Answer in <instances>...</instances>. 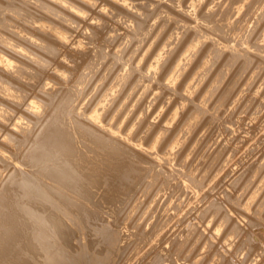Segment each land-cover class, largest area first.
<instances>
[{
    "label": "bare ground",
    "instance_id": "bare-ground-1",
    "mask_svg": "<svg viewBox=\"0 0 264 264\" xmlns=\"http://www.w3.org/2000/svg\"><path fill=\"white\" fill-rule=\"evenodd\" d=\"M36 1L39 3V5H37L38 9H37V7L34 8L35 4H34V6H33V4L31 6V3H30L31 1L29 2V0H0V97H1L0 99L4 100L3 103L8 102L9 104L11 103V104L15 105L17 107V108L15 107L16 109H20V110H17L19 112H24V113L27 112L26 116H28L27 117L28 120L25 118V120L27 121L26 124H23V125L18 124L17 125L16 124L17 122L15 121L16 116L14 118V115H12V114H14L13 111L15 110V108L11 109L12 111L9 109L11 112H13L12 114L10 112L9 113L5 112V111H8V108H9V107L7 108L8 105L6 107H4V108H7L5 110H2V108H0V166L2 168H6V170L9 171L8 174H5V175H8V176H6L8 178L7 179L4 178L5 180L0 182V264H105L107 261L114 262L117 264H128L132 260L134 255L139 251L140 247L142 248L144 246H147L146 244L150 243L152 241L153 237H155L156 235L158 236L162 233L161 228L163 227L162 223L161 224L158 223V225H155L157 227L153 228L151 231L147 232L145 230L144 225L141 224L140 220H143L142 217H143L144 213L147 214V212H148V214H149V212H151V211H149V210L147 211V209H149L148 208L149 205L148 204L146 205V203H144L143 199H141V200L143 201L144 205H140L141 200H140V202H138V200L141 198V196H140V198L138 197L140 195L139 193H138V196L136 195L137 191H139V192L141 191L142 198H143L142 191L144 193L145 192L148 193V191L151 190L148 193L149 194L148 197H150L152 190H154L152 193L156 194V193H158L159 190H162L164 188V186H166L167 184L170 185V183H174V185H175V182H172L173 174L170 173V172H173V170L171 171V168H170L172 165L169 166L170 171L166 170L164 167L165 170L162 173L161 167L156 168V167L160 166L159 161L157 163L159 166H156V167L153 166L152 161H151L152 163L149 162L150 160L148 161V159H150V157H151L150 154H152L153 155L152 158H154L153 150L158 151L161 148L167 151V152H165L163 150L164 153H168V154L172 153V150H174L179 144H181V143L185 144L184 142L187 141V139H188L187 136H186L187 139H185V141L184 140L181 141V139L183 137H185L184 136L185 132H186V134H190V133L192 134V132H195L194 131L195 127H197V126L199 127V125L204 124L205 120L203 123L201 122V124L198 125V123L201 121V119L206 118V117H208V118H206V119H208V121H207L208 126H209V124L211 125L215 121L216 122L219 121V119H220L219 118V111H220L219 108L222 107L221 105L227 104L228 101H226V100L228 98H230L229 99V102H230V100L235 98L236 95H241V94H237V93H239L237 91H239V89L240 90L242 89L241 85L243 83H241V85L238 89L237 86L240 84V83L238 84L239 78L235 74L237 72H235V73L233 72L234 69H236V68H233V70L229 69V72L231 71L230 73L234 74V75L232 74L234 76V78L235 77L238 78L237 83L236 82L234 83V85L238 84L236 86L237 90L233 89L234 91L237 92V93H235L236 95L234 93H231V90L229 88L231 86L230 82L233 83L232 80L234 81V79H232L233 77H231L232 80H227V78H226V80L229 81L230 85L229 84L227 85V82L225 84V81H224V84H225V86L227 85V88H229V90L224 91V90H226V87L224 90H222L221 87H223L224 85L220 87V91L222 90L225 93H223L221 91L222 94H220V95L221 96L223 95L221 98L219 97L220 95H218L219 98L218 97L217 98L220 100L218 101V99H217V104H216V99L214 100V98H213L212 101L215 103L214 106L212 105L213 107L210 106L211 100H210V105H208L207 103H208L209 99L212 98L213 93L217 91V88H219L218 87V86H220L219 84L222 83L221 82L222 77L220 78V76L224 73L223 71L226 69H224L222 67L224 70L220 71V69H219L220 67L216 66V68L219 69V70L217 69V71H220L221 73L214 76L216 78L212 79V80H210L211 79L210 78L211 76H210L209 77L210 82L206 80L207 83H210V85L208 84L209 87H207V85H205L206 83L203 84L204 87L208 88L207 90H205V93H204V87H203V89H201L202 87H200V89H199V88H197V86H199L198 84L200 83L201 77L206 76V74L210 70L215 68V67H213L211 69V66H209V65H211L210 64L211 59H215V58H212V55H215L214 53H216V52H219L220 54L222 52H224V54H226L225 51H228L229 54H231L230 59H232L233 62L235 60H238V59H241V60L243 59L244 65H243V63L241 64L239 62V60H238V62L235 61L236 63H239V65L240 64L243 65V67H241V68L238 65L239 66L238 71H240V72H238V74L243 72L240 69H242V68L246 69L247 66L251 67L250 64L253 63L252 61L255 62L258 55H260V57H262L261 56L262 53L264 55V0H224L223 2H221L222 1L221 0L220 1L221 3L217 2V4H215L217 7L216 9H212V7L209 6L215 0H213V1L212 0H207V1L205 0L206 3L204 2L205 4L203 5V7H202V3H195L194 0H185L186 2H189L190 7L193 8V11H194L193 14L196 15L195 20L193 19V17H190V15L187 12L188 10L184 9V6H186L187 9H188L187 6H189V5H186L188 3H184L185 5L183 6V2H185L184 0H166V1H169L168 5L164 0H113L114 2L112 3L113 6H111V10H108V11L104 10V11H106L105 13L106 14L108 13L109 15L113 16L114 19H116L117 21H121L122 23L119 22L121 24H124V22H125L127 24L129 23L132 26H134V27H132L131 25H129L128 30L125 29L127 31L126 33L124 32L125 35H120L121 36V39L119 37L120 44H118L120 49H118L117 51H112V50L108 51V49H110L109 46L112 45V44H110V45L108 44V43H110V40L116 39L119 36L120 32L118 33L117 27H116V29H112L110 31V33L108 32L109 35L107 33L109 38H108V40L105 39L107 42L106 43L104 42V44L103 43L97 44L96 43L97 41L94 40V38L96 36L93 33L88 36V34L86 35V33H85L86 31H83L86 28H84L83 30H81L79 28L81 26L78 23V18L80 16L82 17V15H85L89 12V11L87 12V9H85V5H87V6L91 5V4L94 5L93 4L94 0H81V3L78 2L77 0H36ZM36 1H34V2H36ZM82 1L86 2L87 4L83 3L84 4V6H83ZM163 1L166 3V5H165V3H163ZM195 1H197V0H195ZM169 3L170 4L173 3V6H172L173 9L168 7V6H170ZM120 6H122L123 8ZM190 7H189V9H191ZM175 8H179L180 9L179 12H181V13L178 12V9L175 10ZM259 11H260V13H259ZM257 15L259 16L258 18L257 17H254L256 19L252 18L253 16H257ZM249 18H251L252 20H255V21L258 20V21H256V23L258 22L259 25L262 24V25H260L261 27L258 26L259 27L258 34H256V37L254 36L253 41L251 39V38H253L252 34L251 35L248 34V36L249 35L250 36H249V38L246 39L247 40L246 41L245 40V38H246L245 34L246 33H243V31L245 30L244 29V23ZM90 21H91V19H90ZM198 21H200V24L202 22L203 26H201L202 24L201 25L200 24L199 25L194 24V23H197ZM262 21H263V23H262ZM74 24H75V26H74ZM103 24H104L103 21L100 20L95 25L90 24L91 27H89V28L94 30L95 28L97 29L99 26H101ZM193 24L195 25V27L192 26ZM87 25H89V24L87 23ZM169 25L171 27L166 28ZM250 25H252V24H250ZM107 26L105 25L104 28L103 27H100V28L106 29ZM124 26H127V25H124ZM254 26H252V27H254ZM172 27L175 30H172V31L170 30V34H168L169 40H165V41L160 40V41H164L162 43L158 41L160 44V45L158 44L159 47L156 49H153L151 51V56L150 55L149 56L153 57V59H155V61L153 60L154 62L152 61V63H151V61L149 60L151 58L147 57L148 60L150 61V63L148 64L144 60L146 62V65L148 64L147 67H149V65H150V67H149L150 73H148V74H151V71L152 72L155 71L154 75L157 74L160 76V77L155 76L157 78L159 77V79L156 80L160 84V86L157 85L159 87V88L157 87L158 89L161 90V88H162L165 90V88H166L168 91L167 86H169L170 83H174L172 85H175V82L179 81L178 82L179 84L177 83L175 88H172V91H170L171 89H169V91L171 92L169 94H172L173 96L174 95L180 96V99L179 98H175V99H178L177 101H179V100L181 101V103L176 102V104L177 103L182 104L181 107L184 105H187L186 103H190L189 108H191V110L189 111V109H188L189 112H188L187 117H186V115H184V117H186V120H184L185 121L184 124H183V119H181V116L178 117V119H177V121L182 120L181 125H183L179 134H174V135L172 134L171 135L172 137H170V138L168 137L164 141L166 135H169L172 133L170 131H169V133L167 132L168 134L166 133V129H168V128H166L167 126L163 124L165 119H161V118L165 117L163 115L167 114L166 112L162 115L163 117L160 118L161 123L163 124V126H161V123H160V126L163 127V129H161L160 131L158 130L159 132L158 131L153 132L152 129L154 127L151 129V132H150V128L152 125L149 127V126H147V124L144 126H147L149 128L143 129V125H142L143 122L139 123V122H137L138 121V119H137L136 123H139L140 126L142 125L141 128L143 129L144 132L141 131L142 129L140 128V126H139L138 130L141 129L140 132L143 133V136H140L141 133L140 132L138 133V131H135L136 129L132 128L131 125H130L131 126V128H130L128 126L129 123H128V125H126L127 128H130L129 130L126 128V126H124L125 124L123 122V119L125 118V116L123 118L122 114L125 110H128V107L134 101L135 102L137 101L136 99H137V97L139 98L140 92L141 91L144 92L143 89L141 91H138V89H139V87L141 88L142 84L140 85V83L143 82L146 79V76L148 75L147 74L148 68H146V66H144L146 69H143V67H142V65L145 63V62L143 63L144 54H143L142 58H140L141 56H139V55H138L139 59H137V57H136L137 48L139 50L140 47L142 49L145 46L150 47L151 46L150 44H148L150 46L147 45V41H148L149 37H151L152 35L156 36V34L158 32H161L163 29L164 30L166 29L165 31H167L168 29H170ZM247 27H248V24H247ZM247 27H245V28L247 29ZM252 27H251V29H252ZM74 30H76V32H77L76 37L79 40L86 38L88 41L89 49L85 50L81 46L77 47V49L82 53V55L85 54L84 56L88 57V58L85 57L86 60H84V61H86V62L83 63V65L81 66L82 69H80L77 74L75 73L76 74L75 76H73L75 71L72 73L73 74L72 75L68 71L69 69H67L66 67L64 68L62 66L60 67V65L58 66L60 68H58V67L56 68L53 65L52 67H54L53 68L54 71H53V73L50 74L49 69L52 68V67L50 68L51 64L53 63L52 58L55 55H57V53L58 54L60 53L59 52L60 49L63 47L64 44H66V40H68V38H70L72 36V34H74V33H72V32H75ZM247 30H249V29H247ZM102 31L103 30L101 29V31L98 30L97 32H98V34H99V32L101 34ZM155 31H157V32L155 33ZM189 31H191L192 39L190 38L191 40L189 39L188 42L186 40L187 44H185L183 47V45H181L182 40L178 39L180 37H178L177 34H185ZM254 31H257V30H254ZM251 32H252V30H251ZM167 33H169V30ZM218 33H222L224 36L225 35L228 36L231 34L230 40L231 39L234 40V38H233L234 36L238 37V39L240 40V43L236 42V43H238V44H236V46L237 45L243 46L244 40H245V43H248L250 48L241 49L242 47H240V46H239L240 48H234V46L232 47V46H230V44L228 45V43L230 41L229 42L227 41V44H225V46L222 45V43H220L218 41V43H220L221 45H217L216 44L217 42H215L217 40L214 41L212 39V37L217 36ZM104 34H105V32H104ZM121 34H123V32ZM164 35H165V33H164ZM223 35H222V37H223ZM253 35H255V34H253ZM100 36L102 37V35H100ZM161 37H160V39H162ZM184 37L185 36L183 35L182 38L184 39ZM104 38L105 37L103 36V39ZM215 38L216 37H214V39ZM225 38H227V37H225ZM99 39H101V38H99ZM211 39L213 40L212 42H211ZM207 40H210V41H208L209 43L207 42L208 43L207 49L209 48L208 46L210 45V42H211L210 46L213 48L205 59H203V57H202V61H199L197 59L198 63H196L197 61L194 62L198 65H196L194 67L193 66L194 63L192 64V67H194V69H193V71H191L192 72L191 73L189 70L190 68L186 70V67L188 66V61H191L192 58L197 54L196 53L197 49L200 47L201 43H203L204 41H207ZM219 40L222 41L223 39L220 38ZM124 41H126V42L130 41L131 43H133L134 47L128 48V46H126L127 47L126 48L124 45L126 43ZM153 41H154V39H153ZM223 41H224V43L226 42L225 40H223ZM235 41H232V45ZM178 42L181 43L180 45L183 48L179 49L178 50L179 52L177 54L176 53L175 54H176V56L179 54L180 57L178 56L179 59L178 58H177V60L175 59L176 61L175 62L173 61L174 62L172 64L173 66L171 68L170 67L168 68L167 62H170V64H171V61H169V59L174 54V52H177L176 48L178 46L181 47L178 44ZM115 44H116V42H115ZM155 44H156V40H155ZM183 44H184V41H183ZM133 45H131V46H133ZM234 45H235V43H234ZM205 46H206V44H205ZM219 46H223V47H219ZM135 47H137V48L132 50ZM152 47H154V45H152ZM203 47H204V45L202 46V48ZM130 48H132V49H130ZM252 48L256 50L255 54H254V52L252 53V51H254V50L250 51V49H252ZM77 49H75V50H77ZM145 49H146V47H145ZM201 50H203V49H200L198 51L200 52ZM206 51L207 50H204L203 52L206 53ZM2 52H4V53L7 52V53L4 54ZM142 52L140 51V52H138V54L142 55L141 54ZM3 54H4V56H3ZM200 54H201V52H200ZM229 54H228V57H229ZM252 55H254V56L252 57ZM201 56H206V55L204 54ZM215 56H217V55H215ZM255 56H256V58H254ZM56 57H58V56H56ZM198 57L200 58V55ZM198 57L196 56V58H198ZM226 57H224V58L227 60L228 57L227 58ZM262 58H264V57H262ZM221 59H223V58H221ZM224 60H223V62H224ZM54 61H56V60L54 59ZM232 61L230 62V65H231V63H233ZM217 62H220V60ZM140 63H143V64L140 65ZM258 63H260V62H258ZM105 64H106V67H105V69H102V70L105 72L106 71L109 72V74H111V77H112V75L113 76L115 75V76L113 77V81L111 84L112 78H110L108 75V77L111 80L109 79L110 82H109L108 87H107V85L104 86V89L106 87H107V89L101 93L100 92L101 88L103 87V85L106 82H108V80H105L108 77H107V75L104 76V77H106L104 79L106 82L103 81V79H102V81L105 82L103 85H101L102 87L99 84L102 81L101 80H100V82H97V81H98V77L101 75L99 73L100 68L103 65L105 66ZM165 64H166V66H165ZM212 64L214 65V63H212ZM227 64H229V62L228 63L226 62V65H224L225 68H226ZM255 64H257V63H255ZM234 65H231V66L234 67ZM127 66H129L128 69H127ZM164 66L167 67V70H164V69H166V68H164ZM244 66H246V67H244ZM252 66H253V64H252ZM255 66H259V65H255ZM261 66H262V64H261ZM119 67H121V68L119 69ZM73 68H72V70H74ZM247 69L249 70V68H247ZM258 69H262V68L260 67ZM113 70H114V74L111 73ZM214 70H216V69H214ZM251 70H253L252 67H251ZM251 70H250V73L247 72L248 75H251V72H252ZM185 71L186 72L188 71L187 74H185L186 73ZM217 71H215V72H217ZM105 72H103V73L105 74ZM107 72H106V74H107ZM189 72L192 74V76L190 74L188 75ZM253 72H254V70H253ZM257 72H258V70H257ZM98 73H99V75H98ZM227 73L228 72H226V74ZM104 74H102V75H104ZM133 74H135V75L137 74V75L134 76ZM212 74H214V73H212ZM226 74L222 75L223 78H224V75H226ZM229 74H227V77L229 76ZM25 75H28L27 76L28 78L25 77ZM49 75H50V77H54L56 84H60L62 86V91L59 88H55L54 90H51V89L46 90L45 89L44 80H45V77L49 76ZM152 75H150V76L148 75L147 77L150 78ZM184 75H185V77L187 75L191 76V77H188V79H186L187 77L185 78ZM263 75H264V72H263ZM263 75L261 74V77ZM131 76H134L132 78L138 77V79H137V82L135 81L136 83L132 82L133 84L128 85L127 82L129 80H131L130 79ZM240 76H242V75H240ZM244 76H242V79L244 78ZM247 76H245V77L248 78ZM20 77H22V78L24 77L29 82L30 81L35 82V81L39 80L40 86H38L39 88L36 87L39 90L36 92L34 91V93L33 92L31 93L30 91H32V90H28V88L24 84V82L27 80L22 82V80H20ZM182 77H184L183 80L186 79L184 82H183V80H180ZM229 77H228V79H229ZM257 77H259V80H261L259 75H257ZM255 79H256V85L259 84V83H257L258 79L256 77H255ZM263 79L264 78L262 77V80H261L262 82H263ZM154 80H155V78L153 80H151V82L153 83ZM259 80H258V82H259ZM93 81L96 83H93ZM145 81H144V85L147 86L148 83H147V81L146 82ZM166 81L170 82V83L167 84ZM180 81H182V83ZM242 81L245 83V80H242ZM239 82H240V79H239ZM25 83H27V82H25ZM152 83H149V84H152ZM154 83L156 85L157 82H154ZM247 83H248V79H247ZM94 84H95V87L97 86L98 90L101 87L100 91H99L101 94L100 95L94 94V96L92 98L91 93H93V91H95L97 89V88H94ZM155 85H154V87H156ZM127 86H128V88H127ZM129 86H130V88H129ZM194 86H196L195 89L196 88L199 89L200 93H202V95H204L203 97H201L202 96L201 94H200L201 96H198L197 94L199 93V91L197 90L198 93L196 94V96H198L199 98L197 97L196 99L199 100L201 98L202 99L201 101H196L194 98L195 92H196V91L194 92L192 90ZM233 86H232V88H233ZM243 86L244 85H242V87ZM262 86H264V82L262 83ZM154 87H153V89H154ZM117 88H121L119 90V92H118ZM244 88H248V87H243V89ZM260 88H261V82H260ZM122 89H124L123 91H125V92H123ZM148 89L147 90L145 89V90L149 91V93L152 92L151 90H148ZM158 89L155 88V90L157 92L156 95L159 93ZM243 89H242V92H243ZM253 89H254V87H253ZM255 89L257 90V87ZM102 90H103V88H102ZM202 90H203V92H201ZM213 90H215V91H213ZM137 91L139 92V94ZM220 91L218 93H220ZM247 91L249 92L248 89H247ZM97 92L98 91L96 90L95 93H97ZM153 92H154V90H153ZM244 92H246V89H244ZM255 92L257 94V91H255ZM262 92H263V90H262ZM144 93H142V94H144ZM147 93H145L144 95L146 96ZM162 93L160 94V96L162 95ZM193 93H194V96H193ZM240 93H241V91H240ZM250 93L252 94L251 91H250ZM89 94L91 95L92 99L87 100V102L86 101L85 102L88 103V101L89 102L91 101L92 104L88 103V104H86L85 108L81 107V104L84 105V103H85V102L83 103L82 101L84 99H86ZM164 94H167V93H164ZM169 94H168V96H170V98H168V99H172L173 96H171ZM231 94L235 95L234 97H232V99L230 97ZM136 95H137V97H136ZM144 95H142V96H144ZM252 95H250V96H252ZM261 95H264V92ZM152 96H154V94L153 95L151 94V96L149 94V99ZM246 96H248V95L246 94L245 97ZM238 97L235 98L236 100H232V101L238 102V99H240ZM245 97H244V100H245ZM249 97H247V99H249ZM32 98H36V99L32 100ZM146 98H148V97L146 96ZM146 98L143 99V97L140 96V99H139L140 103L141 102L144 103ZM154 98L155 99L159 98V96H157V97L154 96L153 99ZM163 98H165V97L163 96ZM88 99H90V98H88ZM141 99H142V101H141ZM159 99H157V100H159ZM34 100H36V102ZM146 100H148V99H146ZM163 100H165V99H163ZM241 100H239V101H241ZM251 100H252V98H251ZM0 101H2V100H0ZM166 101L170 102V100H167V95H166ZM166 101H165V103H166ZM245 101H247V100H245ZM169 102H168V104L167 103L166 104L171 105L172 101L170 102V104H169ZM225 102H227V103H225ZM244 102L243 103L240 102L241 105H239V103H238V105L242 106V104H244ZM251 102H250V104H251ZM3 103L1 102L0 105ZM8 103H5V104H8ZM140 103L138 104V102H137L138 105L144 106V104H147L146 102L144 104H140ZM149 103H151V101ZM152 103H154V101ZM157 103H158V101H157ZM157 103H154V104L157 105ZM191 103H192V106H191ZM246 103L247 102H245V104ZM5 104H3L2 107ZM137 104H136V106H137ZM158 104L159 105L164 104V101L161 102V104L160 103H158ZM133 105L134 104H132V106ZM151 105H153V104H151ZM159 105H157V106L160 107ZM230 105H231V103H230ZM100 106L103 108L101 109ZM136 106H134L133 108L131 107L130 109H134ZM147 106H148V104H147ZM157 106H156V108L155 107L154 108L151 107V108L154 111H156L155 109H159V108H157ZM247 106L250 108V106H252V105H247ZM255 106H256V104H255ZM162 107L164 108L163 105H162ZM248 107H247V109H248ZM138 108H140V107H138ZM141 108H142V106H141ZM141 108H140V110L139 109L138 110L141 111ZM163 108H162V110H163ZM179 108L180 107H178V108L176 107L174 112L172 110V113L169 110V112L171 113L169 116L170 119L173 120V119L177 118ZM226 108H227V106L225 107V110H226ZM160 109H161V107H160ZM236 109H235V111H236ZM80 110H82V111H80ZM132 111L133 110H131L129 112L132 113ZM139 111H137V112H139ZM147 111H148V109H147ZM179 111H180L179 115H181V113H182L181 108ZM186 111H185V113L187 114ZM230 111L232 112V110H230ZM250 111H251V109H250ZM141 112H143V110ZM148 112L150 114L153 113V112L151 113L150 110ZM158 112L159 111L157 110V114L160 115V113H158ZM245 112H247V111H245ZM133 113H136V112L133 111ZM144 113H141V115ZM228 113H229V111H228ZM252 113L254 114V112H252ZM127 114H128V112H127ZM150 114H149V117L151 116ZM155 114L152 116L155 117ZM182 114H184V112ZM230 114L231 113H229V115ZM16 115H17V113H16ZM144 115L148 116V113H147V115L146 114H144ZM226 115H225V117H226ZM127 116L128 115H126V117ZM139 116H140V114H139ZM139 116H138V118H141ZM152 116H151V118H153ZM234 116L236 117V114ZM134 117H136V116L134 115ZM10 118H13L11 122L8 121ZM155 118H153V120ZM131 119H134L133 116ZM144 119H146V117ZM149 119L150 118H147L146 120L150 121ZM222 119H223V117H222ZM135 120H136V118H135ZM146 120H145L144 124L146 123ZM153 120H152V122H153ZM156 120L157 119H155L154 121H156ZM141 121H143V120H141ZM8 122H10V123L7 124ZM131 122H133V120ZM173 122H175V121H173ZM222 122H223V120H222ZM18 123H19V121H18ZM136 123L134 122V124H136ZM155 123H158V122H155ZM167 123H169V122H167ZM175 123L178 126V124H177L178 122H175ZM148 124H149V122H148ZM165 124H166V122H165ZM170 124H172V123L170 122L169 125ZM219 124L221 125V123H219ZM181 125L179 124L180 127H181ZM204 125H206V123ZM213 125H216V124L214 123ZM12 126H15L17 129V131H16V129H14V127H13V130L16 131L14 135H13L14 132L11 131L12 129L10 130L9 128H7V127L12 128ZM135 126L137 127L138 124L133 125V127H135ZM178 127H174L175 131L177 133H178V130H177ZM180 127L178 129H180ZM203 127H201L202 130L205 128V127L204 128ZM213 127H215V126H213ZM213 127H211L209 129V133ZM217 127H219V126H217ZM219 128H221V127H219ZM8 129L10 131H7ZM169 129L171 130L170 126H169ZM198 129H200V127L195 129V130H198ZM214 129L216 130V128H214ZM214 129H212V130H214ZM222 129H220L221 130L220 133H222ZM207 130L205 128V130H203V131H204V134L206 132L207 133L206 135L208 136L209 134H208ZM215 130L213 132L214 134L217 131V130L216 131ZM165 133H166V135H165ZM173 133H175V132H173ZM198 133H199V131H198ZM213 133L211 132V134H213ZM181 134H183L182 138L180 136ZM211 134H210V136H211ZM196 135H200V134H196ZM202 135H203V132H202ZM202 135H200L201 139L204 138ZM188 136H189V140H190L191 139L190 135H188ZM212 136H214V135H212ZM212 136H211V138L208 137L209 140L212 139ZM230 136H231V138H233L232 135H230ZM194 137L195 136H193V138ZM200 138L199 139L197 138V139L200 140ZM208 138H204L202 143H205L204 140H206ZM218 139H219V137H218ZM227 139L230 140V138H227ZM227 139L224 142H227ZM219 140L223 141V139H221V138ZM219 140H217V142ZM198 143H199V141H198ZM198 143H195V144H198ZM202 143L200 145H202ZM208 143L210 144V142H208ZM11 144H13V146H11ZM186 144H188V142ZM214 144L218 145L217 143H214ZM222 144L223 143H221V145ZM185 145H183L181 147L182 148L184 147V149H185ZM192 145H191V147H192ZM200 145H199V147H200ZM215 145L213 148H215ZM224 145L225 144H223L222 147ZM240 145H241V141H240ZM207 146L208 145H206V147ZM199 147L197 145L198 149H199ZM204 147L205 146H203V148ZM210 147H211V145H210ZM218 147H219V145H218ZM222 147L220 146L221 149L220 148L219 149L221 151H222V149H224L226 152V148H229V145L226 148H222ZM197 148H195L196 149L195 151H197ZM203 148H201V149L203 150ZM201 149H200V152H201ZM217 149L215 148V151H214V149H213V151L211 149L210 150L213 153V152H216ZM177 150H179V148ZM185 150L187 151L189 149L186 148ZM190 150L193 151L194 150L193 147ZM143 151L149 153L150 157L146 158ZM179 151L181 152V149ZM186 151H185V153H186ZM195 151H193V152H195ZM187 152L190 153V151H187ZM210 152L208 149V154ZM218 152L219 151L217 150V153ZM175 153H174L175 156L178 155V153L177 154H175ZM182 153H183V151H182ZM188 153L183 154V155L188 156ZM205 153H207V152L205 151ZM223 153H224V151L222 152V154ZM194 154L196 156H198L197 155L198 153L197 154L194 153ZM194 154L193 155L191 154L193 156V158H194ZM183 155H181V156H183ZM159 156L161 157L162 155H159ZM164 156H166V155H164ZM168 156H170V154ZM168 156H167V158L165 157L167 160H168V158L170 159L172 157V156H170V157H168ZM178 156H180V155H178ZM199 156H200V154H199ZM208 156L209 155H207V156L205 155V158ZM201 157H202V155H201ZM203 157H204V152H203ZM221 157L223 158V155ZM221 157H219V158L221 159ZM155 158H156V156H155ZM157 158L159 159V157H157ZM165 158H163V159H165ZM178 158L180 159L181 157H178ZM185 158H184V160H185ZM189 158L190 157H188V159L186 158L185 161L183 159L180 160L183 162L179 164V165H181V167L178 166V168L180 167L181 169L184 168L186 170V171L184 170L185 171L184 173H182L181 172L182 170H180V173H182V174H180V177H183L186 179V181L189 183V184H187L186 187L189 189L192 186H194L197 189H199V187L203 188L201 186L204 185L203 178H205V177L202 176L198 180V176H197V179H195L196 177L194 178L191 176V175L194 176V174L192 173L191 169L189 168L190 167L189 164L186 163V161L188 162V160L190 163L191 158L190 159ZM197 158H200V157H197ZM205 158H204V160H205ZM219 158L217 155H216L215 159H212L209 156L208 161H211L210 159H212L213 161L209 162L208 164L206 163L207 165L206 164L202 165L204 162H200L198 159L200 164H198V166H197L195 163V167H198L200 169L202 167H199V166L204 167L206 165L207 169L204 167L205 168L204 170H207V171L204 172L203 174L205 176H209L210 175V174L208 175V173L210 171L209 169H211V168L214 169L213 167L218 166L220 164V162H222V161H223V163L228 161V160L226 161V160H222V159H221L222 161H219L220 160ZM173 159H174V157H173ZM194 159H193V161H195ZM224 159H225V157H224ZM157 160H156V162H157ZM200 160H201V158H200ZM176 161H174V162H176ZM145 162H148V163H145ZM156 162H154V165L156 164ZM164 162L161 161V163H164ZM184 162L186 165H188V167H186V165H184ZM144 163L146 165L147 164L150 165V163H151L152 165H150V166L148 165L146 167L144 165ZM169 163L170 162H167V165H169ZM172 164H175V163L172 162ZM192 165H194V164H192ZM220 166H222V165H220ZM220 166H219V169H221ZM176 167H177V165H176ZM224 167H225V165H224ZM2 168H1V170L3 172L4 170ZM154 168L160 169L161 170V171L159 170L160 173L158 171H157V173H155ZM173 168H174V165L172 166V169ZM174 169H177V168H174ZM212 169H211V172H212ZM217 170H218V168H217ZM259 171H260V169H259ZM217 172H216V174H217ZM4 173L5 172H3V174ZM213 173L211 176H213ZM256 173H254V174H256ZM177 174L179 175V173H177ZM0 175H2L1 172H0ZM196 175H198V174L196 173ZM201 175H202V173H201ZM201 175H199V176H201ZM211 176H210V178H212ZM215 176L217 177V175H215ZM215 176H213V177L215 178ZM2 177H3V175H2ZM176 177H177V175H176ZM188 177H190V179H188ZM1 178H0V180H1ZM210 178L207 177V179H209V180H210ZM179 180H180V178H179ZM210 181L212 183V180H210ZM253 181H255V180H253ZM213 182L215 183V179H213ZM195 183H197V184H195ZM254 183H253V186H254ZM177 184H178V182H177ZM181 184L183 185V182H181ZM181 184L179 186V188H180L179 192H182L181 191V187H182ZM168 185L166 186L167 189H168V187L170 189L171 188L170 186H174L173 184H171L170 186H168ZM206 185H208V182L206 183ZM211 185H213V183ZM208 186H210V183ZM205 187H207V186H205ZM205 187L203 188L204 190H205ZM248 187L249 186H247V188ZM255 187H252V188H255ZM257 188H259V186ZM174 189H176V188H174ZM211 189H212V187L209 190H211ZM254 190H256V189H253L252 191H254ZM259 190H260V188H259ZM162 191H164L163 193H165V189ZM166 192H167V190H166ZM226 192L228 193V191H226ZM254 192L252 194L253 197L255 194ZM173 193H171V194H173ZM187 193H189V192H187ZM243 193H244V191H243ZM249 193H248V195L247 194L246 195L250 196ZM159 194H160V191H159ZM168 194H169V190H168V193L166 195L168 196ZM198 194H199V192H198ZM198 194L195 197L197 202L200 199V198H198V200H197V196H199ZM166 195H162V196H166ZM252 195L250 196V198L252 197ZM256 195H257V191H256ZM155 196L152 197V200H154L153 198ZM160 196H158V197H160ZM177 196H179V195H177ZM189 196H190V193H189ZM191 196H193V194ZM204 196H202L201 199H203ZM144 197H145V194H144ZM174 197L173 198L171 197L173 199V203L175 202V199H176V198L174 199ZM242 197H244V196H242ZM256 197H258V196H256ZM261 197H263V196H261ZM150 198H149V200L151 201ZM162 198L165 199L164 197H162ZM191 198L193 199V197H191ZM191 198L189 199V201L192 200ZM159 199L161 200L160 202H163V199L158 198V200L155 199V200H157V203H158ZM240 199H241V197H240ZM248 199H249L248 197H247V199H245V201H243V199H241L244 202L243 204H245L247 206V207L245 206L246 209L244 208L245 209L244 211H246L247 213H249L251 215H252V213H253V215L255 213L257 218L255 217V215H254L255 218L252 217L253 215L251 217L249 215V217L251 218L250 220H252L253 222L255 221L254 225H253L254 227L258 226V225L262 226V223L264 224V212H263L264 208L262 206V208H263V210H262L260 205H262L264 203L262 201L263 199L261 200L262 204L260 203V205L259 204L255 205V207H252V206H254V204H256V203H253V201L255 199H252V198H251L252 200L251 199L248 200ZM259 199H261V198H259ZM259 199H256V202L257 201L260 202ZM182 200H184V198L181 199L180 201H182ZM230 200L227 199V201H230ZM235 200H236V198H235ZM246 200L248 201L247 204L252 201L250 203V205L248 204L249 207L246 204ZM189 201L187 202V200H186V204H189L190 203ZM196 201L194 202V205H195L194 208H196V206H197V204H195ZM151 202H149V204ZM208 202L210 204V200ZM164 203H166V201ZM173 203L171 202V204L169 205L170 208H171ZM191 203H193V202L191 201ZM231 203H233V202H231ZM159 204L161 206V203H159ZM180 204H181V202H179V205H177V206L175 205L176 207L174 205L173 206L175 208H179V206H181ZM186 204L183 205V208H185ZM163 205H162L161 209L165 210L166 205H165V208L163 207ZM208 205H206V208L207 207L208 208L207 209L205 208L206 209L205 211H204V209L201 210V215H199L201 221L198 218V220L200 221V224L198 225V227H200L204 231V232L202 231L203 234H205V230L202 228L203 226H201L202 225L201 223H203V218L204 217L206 218L207 214H210L211 213L210 211H213L212 210L213 208L220 209L219 207H221L219 205H218L219 207H215L214 204L211 205L210 207ZM240 205H241V203H240ZM150 206H152V205L150 204ZM158 206H156V208H159ZM189 206H190V204H189ZM204 207L205 206H203L202 208H204ZM153 208H154V206H153ZM153 208H152V210H153ZM190 208H192V206ZM222 208L223 207H221V209H220L221 211H223ZM237 208H239V207L237 206ZM150 209H151V207H150ZM161 209H160V211H161ZM168 209H167V211H168ZM180 209H181V207H180ZM217 209H215L217 214L211 213L213 217L215 216V220H216L217 216L220 217L219 215H222V212L220 213V210L217 211ZM164 210H162V214L167 215L168 212H167V214L163 213ZM238 210L241 211V209H238ZM155 211L157 213V210H155ZM169 211H170V209H169ZM227 211H229V210H227ZM244 211H242V212L246 213ZM172 212L174 213L173 210H172ZM175 213H177V212H175ZM180 213H181V211H180ZM180 213H177V214H180ZM182 213H181V215H183ZM237 213L238 212H236V214ZM162 214H161V217H162ZM184 215H185V212H184ZM241 215H243V214H241ZM246 215L248 216V214H245V216H244L245 218H246ZM147 216L143 217V218H145V220H146ZM152 216L153 215L151 214L150 217H152ZM157 216H160V215H157ZM171 216H172V214H171ZM171 216L169 214V216H167V217H170L173 220L174 216L173 217H171ZM176 216H178V215H176ZM212 216H211V219H214V218H212ZM182 217L180 219H182ZM223 217H224V215H223ZM227 217H229V216H227ZM227 217L225 216V219ZM249 217H247L246 219H248ZM155 218L153 217L152 219L150 218L149 221H146L147 222L146 225L150 224V221L154 220ZM234 218H235V216H234ZM220 219H221V217H220ZM228 219H227V221H228ZM167 221H169V220L167 219ZM227 221H225V223ZM142 222L144 224V220ZM161 222H162V220H161ZM164 222H166V220L165 221L163 220V224H164ZM213 222H215V221H213ZM130 223H132L133 227H132V225H131V227L134 229V231H132L129 235L126 234L124 237V235H123L124 233H122V231L120 229L126 224H128L130 226ZM168 223H166V224H168ZM166 224H165V226H167ZM223 224L224 223H221L220 226H218V227L216 226L218 228V231H219V227H222L221 228V231H222V229H223L222 225ZM240 224H241V222H240ZM242 224H241V226L238 225V223H237V225L233 224L231 227H228L229 225L226 224V225H224V229L226 228V231H225L226 233L229 232V230L231 228H232V230H234V231L230 230V233H228V234L233 233L232 235L228 236L226 234V236L233 238V240H235V241L238 240V239L236 240V238H239L237 236L241 235V238L239 240H240V246L243 248L244 246H248V244L250 246L251 243H248L247 242L248 238H246L247 236H249V232H246L247 234L242 235L243 231H245V229H246V228L244 229ZM153 225H154V223H153ZM250 226H251V224H250ZM104 227L105 228L106 227H117V229H118L117 235L115 234L114 236L110 237L111 240L112 239H117V240L114 241V244H111L115 248H113L108 253V255L106 254L107 247L105 245H102L105 238H106L107 232H103L101 234H98L101 231V229ZM124 227L126 228V226H124ZM208 227H209V225H208ZM132 228H131V230H132ZM146 228H148V227H146ZM212 228H213V225H212ZM212 228H211V230H212ZM162 229L165 230L164 228H162ZM250 229H252V228H250ZM196 231H197V225L194 227H189V229H188V235L189 236L188 237L179 238V240L176 239L175 243L178 242L177 245H174L175 244L174 243L173 245H170L168 248L163 247L164 249L162 248L159 257L157 259H154L153 261H151L150 264H235L236 261L234 262L233 258L229 257L230 256L229 253H228V258L226 256V253H224V252L220 253L219 251H217L220 254L216 253L215 250L217 248H219V247H217L216 249L214 248V247H216L215 242H214V241H216V239H212L213 238L212 236H205V235H207V233L204 235L206 237V239H203V237L200 235L195 237ZM208 232H210V231H208ZM222 232H224V230ZM82 233L86 234L90 237L93 236L94 237L92 239L93 243L100 245L101 248L97 251L96 250L91 251L89 254H87L86 256L81 258V260L80 259L73 260L72 258L69 257V253L71 251H73L76 246L81 247V245H78V244H80V235ZM219 234H220V232H219ZM219 234L215 235V236H218V238H219V236H221ZM130 235L136 236L135 240L133 242L132 241H129V242L125 241L126 237L130 236ZM211 235H213V234H211ZM245 235H247V236H245ZM226 236L224 235V238ZM224 238H222V240ZM249 238H251V237H249ZM250 240L251 239H249L248 241L252 242V240L251 241ZM228 241L229 240H227V242ZM235 241H234V243H235ZM246 243H247V245H246ZM143 244H145V245L143 246ZM188 244H190L192 247H196V248H200L203 245V246H205V248L210 249L207 251L208 253L213 250V249L211 250V248L213 247L215 249L214 251L217 255L215 256L214 255L215 253L211 254L212 252H210L212 257L214 255V258L208 259V256L207 257L205 256L207 254H205V255H203V259H201L200 257H202V256L199 257L198 256L199 254H197L196 257L199 259L197 261L193 262V260H191L190 257L183 254L184 253V246L188 245ZM220 244H222V243H220ZM223 244H224V242H223ZM231 246H232V243L229 247H231ZM237 246H239V245H237ZM225 248H228V247H225ZM220 249L221 248H219V250ZM222 249H223V247H222ZM237 249H239V248H237ZM206 250H202L203 254H204V251L206 252ZM239 250H236V248H235V251L237 252V254H239L238 253ZM220 251H222V250H220ZM197 252L200 253V251H197ZM202 252H201V254H202ZM228 252H230V251L228 250ZM250 252L252 253V251H250ZM259 252H258V254H259ZM248 253L249 252H247L246 254L244 253V254L248 255ZM240 254H243V252ZM249 255H251V254H249ZM113 257L115 258V260H113ZM204 257H206V258L204 259ZM242 257H244V256H242ZM245 257H248V256H245ZM235 259H237V258L235 257ZM250 259H252V258H250ZM181 260L182 261L184 260V261L182 262ZM255 261H256V259H255ZM257 261H259V259ZM187 262H189V263H187Z\"/></svg>",
    "mask_w": 264,
    "mask_h": 264
},
{
    "label": "rangeland",
    "instance_id": "rangeland-1",
    "mask_svg": "<svg viewBox=\"0 0 264 264\" xmlns=\"http://www.w3.org/2000/svg\"><path fill=\"white\" fill-rule=\"evenodd\" d=\"M31 1V2H30ZM33 1V2H32ZM34 1H36V0H29V2L31 3V6H32V4H33V6H34V4H35V6H34V8H36L37 7V9H38V6L37 5H39V3L36 1V2H34ZM78 2H80L81 3V0H77ZM166 3H167V5H168V2L169 1H166V0H164ZM163 1V3H165ZM185 1V0H184ZM207 1V0H206ZM206 1L205 0H197V1H195L194 0V2L195 3H202V7H203V5L206 3ZM213 1V0H212ZM221 0H215V1H213L212 2V4H210L209 6L210 7H212V9H216L217 7H216V5L215 4H217V2H219V3H221V2H223L224 0H222L221 2H220ZM114 1L113 0H94V5H85V9H87V14H85V15H82V17L80 16L79 18H78V23L80 24V26L82 27H79L81 30H83L84 28H86V29H84L83 31H86L85 33H86V35L88 34V36L90 35V34H94L93 36L95 37L94 38V40H96L95 42L98 44V43H100V44H104V42L106 43L107 41L105 40V39H107L108 40V35H109V33H110V31L112 30V29H116V27L118 28L117 30H118V33H119V36L116 38V39H113V40H110V43H108L109 45L110 44H112V45H108L109 46V48L110 49H108V51L109 50H112V51H117L118 49H120L119 48V46H118V44H120V40H119V37H120V39H121V36L120 35H125V33L127 32L126 30H128V27H129V25H131V24H127V23H125L124 22V24H121L122 22L121 21H117L116 19H114V17L113 16H111V15H109L108 13L106 14L105 12L106 11H108V10H111V6H113V3ZM205 2V3H204ZM87 4L86 2H83L82 1V5L84 6V4ZM166 3H165V5H166ZM171 3V2H170ZM169 3V4H170ZM184 3H188V4H186V5H189V2H183V6L185 5ZM87 6V7H86ZM172 6H173V3L172 4H170V6H168L169 8H172ZM120 7H122V6H120ZM188 7V9L186 8V6H184V9L185 10H188L187 12H188V14L190 15V17H193V19L195 20V18H196V15L195 14H193L194 13V11H193V8L192 7H190V5L189 6H187ZM189 7L191 8V9H189ZM123 8V7H122ZM102 9V10H101ZM165 9V8H164ZM173 9V8H172ZM178 9V12H179V8H175V10H177ZM182 9V8H181ZM104 10H106V11H104ZM191 10V11H190ZM91 12V13H90ZM179 13H181V12H179ZM259 13H260V11H259ZM98 14V15H97ZM102 14V15H101ZM85 17V18H84ZM89 17V18H88ZM102 17V18H101ZM238 17V16H237ZM254 17H259L258 15L257 16H253L252 18L253 19H256V18H254ZM97 18V19H96ZM81 19V20H80ZM90 19H91V21H90ZM103 21V25H101V26H99L97 29L95 28L94 30H92V29H90L89 27H91L90 26V24L91 25H95L97 22H99V21ZM250 20V21H249ZM80 21V22H79ZM84 21V22H83ZM107 21V22H106ZM256 21H258V20H256ZM256 21L255 20H252L251 18H249L245 23H244V31H243V33H246L245 35H246V38H245V40L247 39V38H249V36L252 34V36H253V38H251L252 39V41H253V39H254V36L256 37V34H258V30H259V27H261L260 25H262V24H260L259 25V23L257 22L256 23ZM86 22V23H85ZM92 22V23H91ZM95 22V23H94ZM119 22H121V23H119ZM248 22V23H247ZM251 22V23H250ZM253 22V23H252ZM87 23L89 24V25H87ZM198 23V24H197ZM197 23H194L195 25H199L200 24V21H198ZM262 23H263V21H262ZM133 24V23H132ZM192 25L193 27H195V25ZM202 24V25H201ZM201 26H203V23L201 22ZM247 24H248V27H247ZM250 24H252V25H250ZM257 24V25H256ZM105 25L107 26L106 27V29H103L104 27H105ZM110 25V26H109ZM124 25H127V26H124ZM246 25V26H245ZM250 25V26H249ZM255 25V26H254ZM74 26H75V24H74ZM88 26V27H87ZM119 26V27H118ZM132 26V25H131ZM252 26H254V27H252ZM259 26V27H258ZM100 27H103V28H100ZM132 27H134V26H132ZM168 27H171L170 25L169 26H167L166 28H168ZM245 27H247V29H249V30H247ZM251 27H252V29H251ZM173 28V27H172ZM172 28H170V29H168L169 30V33H167L168 32V30L167 31H165L164 29L161 31V32H158L157 34H156V36L155 35H152L151 37H149L148 38V41H147V45L148 44H150V45H148V46H150V47H147V46H145L146 47V49H145V47L142 49L141 47L139 48V50H138V48L137 47H135V48H130V49H132V50H134V49H136L137 48V53H136V57H137V59H139V57H138V55L139 56H141L140 58H142L143 57V54H144V59H143V63L146 61L148 64L150 63V61H151V63H152V61L154 60L155 61V59H153V57H150L151 56V51L153 50V49H156V48H158L159 47V42H164L165 40H169V35L168 34H170V30L172 31V30H175L174 28L172 29ZM101 29L103 30L102 32H101V34H100V32H99V34H98V30L99 31H101ZM126 29V30H125ZM257 30V31H254V30ZM106 30V31H105ZM123 30V31H122ZM247 30V31H246ZM251 30H252V32H251ZM75 32H72V33H74V34H72V36L70 37V38H68V40H66V44H64L63 45V47L60 49V53L58 54L57 53V55H55L52 59H53V63L51 64V66H50V68L54 65L56 68L60 65V67L62 66V67H66L67 69H69L68 71L70 72V74H72L74 71V75L73 76H75L77 73H78V71L80 70V69H82V65H83V63H85L86 61H84V60H86V58H88L87 56H84L85 54H83L82 55V53L77 49V47H79V46H81V47H83L85 50H87V49H89V44H88V41H87V39L86 38H84V39H81V40H79L77 37H76V30H74ZM104 32H105V34H104ZM109 32V33H108ZM123 32V34H121ZM125 32V33H124ZM157 31H155V33H156ZM255 32V33H254ZM107 33H108V35H107ZM164 33H165V35H164ZM221 34V35H220ZM248 34H250L249 36H248ZM253 34H255V35H253ZM263 34V33H262ZM100 35H102V37L100 36ZM107 35V36H106ZM168 35V36H167ZM178 35V37H180V38H178L179 40H182V44L180 43V42H178V44L180 45H183V47H184V45L185 44H187V42L189 41V39L191 38L192 39V36H191V31H189V32H187V33H185V34H177ZM180 35V36H179ZM187 36L186 38L184 37V39L182 38V36ZM222 33H218L217 34V36H214V37H216L215 39H214V37H212V39L215 41V40H217V41H215V42H217L216 44L217 45H221L220 43H222V45H224L225 46V44H227V41L229 42L228 43V45L230 44V46H234V48H240V47H242L241 49H246V48H250V46H249V44L248 43H245V40H244V44H243V46L242 45H237L236 46V44H238V43H240V40L238 39V37H236V36H232L233 38H234V40H230V36H231V34L230 35H228V36H224L223 35V37H222ZM74 36V37H73ZM103 36L105 37L104 39H103ZM154 36V37H153ZM162 36V37H161ZM167 36V37H166ZM248 36V37H247ZM157 37V38H156ZM160 37L162 38V39H160ZM164 37V38H163ZM166 37V38H165ZM220 39H223V40H225L226 42L224 43V41L222 40V41H220L218 38ZM225 37H227V38H225ZM229 37V38H228ZM98 38V39H97ZM99 38H101V39H99ZM154 39V41H153V39ZM159 38V39H158ZM182 38V39H181ZM190 39V40H191ZM211 39V42L213 41ZM228 39V40H227ZM237 39V40H236ZM100 40V41H99ZM116 40V41H115ZM155 40H156V44H155ZM160 40H164V41H160ZM186 40H187V42H186ZM236 40V41H235ZM239 40V41H238ZM102 41V42H101ZM112 41V42H111ZM114 41V42H113ZM122 41V40H121ZM159 41V42H158ZM183 41H184V44H183ZM208 41H210V40H207V41H204L203 43H201V45H200V47L197 49V54L192 58V60L191 61H188V66L186 67V70L187 69H189L190 70V72L191 71H193V69H194V67L196 66V65H198V64H196V63H198V61H197V59L199 60V61H202V57H203V59H205L206 57H207V55L210 53V51L212 50V48L213 47H211L210 45H211V42H210V45L208 46L209 48L207 49V45H208ZM218 41L220 42V43H218ZM232 41H235L234 43H235V45H234V43H233V45H232ZM247 41V40H246ZM115 42H116V44H115ZM126 44H124L125 45V47L126 46H128V48L129 47H134V45H133V43H131L130 41H128V42H126V41H124ZM152 44H151V43ZM206 42V43H205ZM208 42V43H207ZM236 42H238V43H236ZM159 44V45H158ZM177 44V45H178ZM205 44H206V46H205ZM131 45H133V46H131ZM152 45H154V47H152ZM180 45V46H181ZM204 45V47L202 48V46ZM247 45V46H246ZM236 46V47H235ZM240 46V47H239ZM115 47V48H114ZM177 47V46H176ZM182 46L181 47H177L176 48V50H177V52H174V54L176 53H178L179 51V49H181V48H183ZM219 47H223V46H219ZM218 47V48H219ZM127 48V47H126ZM75 49H77V50H75ZM115 49V50H114ZM145 49V50H144ZM150 49V50H149ZM200 49H203V50H201L200 52H201V54H200V52L198 51V50H200ZM175 50V51H176ZM204 50H207L206 51V53L205 52H203ZM251 50H254V51H252V53L254 52V54L256 53V50L255 49H250V51ZM77 51V52H76ZM142 52L141 54L142 55H140V54H138V52ZM79 52V53H78ZM150 52V53H149ZM228 51H225V53L226 54H224V52H222L221 54L219 53V52H216V53H214L215 55H217V56H215V55H212V58H215V59H211V65H209V66H211V69L213 68V67H215L214 69H216V70H214V69H212V70H210L212 73H214V74H212L210 71L206 74V76H204V77H201V79H200V83L198 84L199 86H197V88H199L200 89V87H202L201 89H203V87H204V83H206L205 85H207V87H209V85H210V83H207V81H209L210 82V80H212V79H215L216 77H214V76H216V75H218L219 73H221L220 71L221 70H224V69H226V70H224L223 72V74H226V72H228L227 74H229L230 72H229V69L230 70H233V68H236V69H234V73L235 72H237V73H235L236 74V76L240 79V82H239V79L237 78V77H235L234 78V74L232 75L231 73L229 74V79H228V77H227V74L226 75H224V78H223V74L220 76V78L222 77V83H220L219 85L220 86H218L219 88H217V91L216 92H214L213 93V96H212V98L211 99H209V101H208V105H210V100H211V107H213L214 105H215V103L212 101L213 100V98H214V100L216 99V104H217V99L220 97H222L220 94H222L221 93V91L222 90H224L225 89V87H226V90H224V91H227V90H229V88H230V90H231V93H237V92H239V93H237V94H241V95H236V97H238V98H240V99H238V102L237 101H232V100H236L235 98H233L232 99V97H234L235 95L233 94H231L230 95V97H231V99L232 100H230V102H229V99L230 98H228L226 101H228V103L227 102H225V103H227V104H224V105H221L222 107H220L219 108V121H215L214 123L216 124V125H213L214 123H212L211 125L209 124V126H208V119H206V118H208V117H206V118H203V119H201V121L198 123V125L199 124H201V122L203 123L204 122V120H205V122H204V124L206 123V125H204V124H201V125H199V127H200V129H198V130H195V129H197V128H199L197 125V127H195V129H194V131L195 132H192V134L190 133V134H186V132L184 133V136L185 137H183V134H181L180 136H181V141H185V139H187V137H188V139H187V141H185L184 143L186 144L187 142H188V144H179L174 150H172V153H169L170 154V156H172L170 159L168 158V160L166 159L167 158V156L169 155L168 153H164V151L165 152H167L166 150H164V149H160V150H158V151H154L153 150V152H154V158H152L153 157V155L152 154H150L151 155V157H150V155H149V153H147V152H145V151H143L144 152V154H145V157L146 158H149L150 157V159H148V161L149 162H153V166L154 167H156V166H159V167H156V168H160L161 167V170L160 169H156V168H154L155 169V173H157V171L160 173V171L163 173L164 172V170L166 169V170H169L170 171V169H169V166H173L174 165V168H177V169H172V166L170 167L171 168V171L173 170V172H170V173H172L173 174V180H172V182H175V185H174V183H170V185L171 184H173L174 186H170V185H168V186H170L171 188V190L169 189V187H168V189H167V185L166 186H164V188L162 189V190H164L165 189V193H163L164 191H162V190H159L160 191V194H159V191H158V193H152L154 190H152V192H151V194H150V197H148V193L151 191H148V193L147 192H143L142 191V193H143V198H142V194H141V191L139 192V191H137V196H138V193L140 194L138 197L140 198V196H141V198L138 200V202H140V200L141 199H143V201H144V203H146V205L148 204L149 206H150V204L152 205V206H150L151 207V209H150V207L148 206V208L149 209H147V211L149 210V211H151V212H149V214H148V212H147V214L146 213H144V215H143V217H146L147 215L149 216H147V219L145 220V218H143L142 217V219L144 220V224H143V220H140L141 221V224L142 225H144V228H145V230L148 232V231H151L153 228H155V227H157V226H155V225H158V223L159 224H161L162 223V228H164L165 230H163L162 228H161V234L160 235H156L155 237H153L152 238V241L150 242V243H148V244H146L147 246H144L145 244H143V246L144 247H140V249H139V251L134 255V257L132 258V260L128 263V264H150V262L151 261H153L154 259H157L158 257H159V255H160V252H161V250H162V248L164 247H166V248H168L170 245H173L174 243H175V240L177 239V240H179V238H185V237H188L189 235H188V229H189V227H194V226H196L197 225V231H196V233H195V237H197V236H202L203 237V239H206V237L205 236H212L211 238L212 239H216V241H214L215 242V245H216V247H214L215 249L217 248V247H219V248H221L220 250H222V251H220L219 250V248H217L216 250L212 247L211 248V250L212 251H210V252H212L211 254H213V253H215V251H216V253L217 254H220L221 252H224V253H226V256H227V258H228V253H229V257L231 258H233V261L235 262V264H264V224L262 223V226L261 225H258V226H253L254 225V222L252 221V220H250L251 218V216L253 215V213H252V215L251 214H249V213H247L246 211H244L246 208H245V204H243L244 202L243 201H245V199H247V197L249 198V199H255L254 201H253V203H256V204H254V206H252V207H255V205H260V203H261V200L264 202V95H261V94H263V92H264V86H262V83L264 82V79H263V82L261 81L262 80V77L264 78V75H263V72H264V58H262V57H264V55H263V53L261 54V56L262 57H260V55H258L257 56V58H256V56L254 57V58H256V60H255V62L254 61H252L251 63L253 64V66H252V64H250L251 65V67H252V69L254 70V72H253V70H251V67H248L247 66V68H249V70L246 68V69H244V68H242V69H240L241 71H243V72H241V73H239L238 74V72H240V71H238V69H239V66H240V68L241 67H243V65H244V63H243V59L241 60V59H238L239 60V62L242 64L243 63V65H239V63H236V62H238V60H235L234 62L232 61V59H230L231 57V54H229V52L227 53ZM2 53H4V52H2ZM5 53H7V52H5ZM4 53V54H5ZM219 53V54H218ZM4 54H3V56H4ZM172 55L171 56V58L169 59V61H171V64H170V62H167L168 64H167V67L169 68H171L173 65V63L177 60V58L179 59V57H180V55L178 54L177 56H176V54L175 55ZM206 55V56H201V55ZM224 54V55H223ZM228 54H229V57H228ZM148 55V56H147ZM150 55V56H149ZM200 55V58L198 57ZM219 55V56H218ZM56 56H58V57H56ZM179 56V57H178ZM196 56L198 57V58H196ZM221 56V57H220ZM228 58H227V57ZM251 56V55H250ZM254 55H252V57H253ZM86 57V58H85ZM151 58V59H149L148 60V58ZM176 57V58H175ZM224 57H226L227 58V60L224 58ZM221 58H223V59H221ZM260 58V59H259ZM263 60H262V59ZM54 59L56 60V61H54ZM172 59V60H171ZM174 59V60H173ZM176 59V60H175ZM225 59V60H224ZM229 59V60H228ZM145 60V61H144ZM219 61L220 60V62H217V61ZM223 60H224V62H223ZM254 60V59H253ZM258 60V61H257ZM153 61V62H154ZM174 61V62H173ZM197 61V62H196ZM233 62V63H231V65H234V67L233 66H231L230 65V62ZM257 61V62H256ZM263 61V62H262ZM55 62V63H54ZM146 62L143 64V63H140V65L141 64H143L142 65V67H143V69H146V68H148L147 70V74L148 73H150L149 72V67H150V65H149V67H147L148 66V64L146 65ZM194 62H196V63H194ZM226 62L228 63L229 62V64H227V66H226V68L224 67V65H226ZM258 62H260L261 64H262V66H261V64L260 63H258ZM59 63V64H58ZM62 63V64H61ZM195 65H194V64ZM212 63H214V65L212 64ZM255 63H257V64H255ZM77 64V65H76ZM192 64H193V66L194 67H192ZM169 65V66H168ZM213 65V66H212ZM239 65V66H238ZM255 65H259V66H255ZM144 66H146V68L144 67ZM165 66H166V64H165ZM164 66V68H166V69H164V70H167V67H165ZM191 66V67H190ZM216 66H219L220 68V71H217V69L218 68H216ZM229 66V67H228ZM237 66V67H236ZM60 67H58V68H60ZM74 67V68H73ZM84 67V66H83ZM105 67H106V64H105V66L103 65V66H101V68H100V71H99V73L101 74L99 77H98V81L97 82H100V80L102 81V79H103V81H105V80H108V82H100L99 84H100V86L101 85H103L104 83V85H103V90H102V88H101V91H100V88H99V90H98V88H97V86L95 87V84H94V88H97L96 90L98 91L97 93H95V91H93V93H91V95H92V98H93V96H94V94H101L102 92H104V90H106L107 89V87H108V85H109V79L110 78H112V80H111V84H112V81H113V77L115 76H113L112 75V77H111V74H109V72H107V74H106V72L105 71H103L102 69H105ZM141 67V66H140ZM224 69H223V68ZM231 67V68H230ZM244 67H246V66H244ZM262 68V69H258V68ZM53 68L54 67H52L51 69H49L50 71V74L51 73H53ZM72 68L74 69V70H72ZM76 68V69H75ZM79 68V69H78ZM121 67H119V69H120ZM129 68V66H127V69ZM228 68V69H227ZM257 68V69H256ZM218 69V70H219ZM72 70V71H71ZM237 70V71H236ZM250 70L252 71L251 72V75H248L247 74V72L248 73H250ZM257 70H258V72L260 73H258L257 72ZM263 70V71H262ZM52 71V72H51ZM215 71H217V72H215ZM256 71V72H255ZM102 72V73H101ZM103 72H105V74L103 73ZM162 72V71H161ZM186 72V71H185ZM188 72V71H187ZM187 72L185 73V74H187ZM188 73V75L190 74L191 76H192V72L191 73ZM246 72V73H245ZM262 72V73H261ZM76 73V74H75ZM99 73H98V75H99ZM112 74H114V70L111 72ZM245 75V76H247L248 78H246L243 74ZM102 74H104V75H102ZM146 74V75H147ZM153 74V75H152ZM155 74V71H151V74H148L149 76L150 75H152L150 78H148L147 76H146V81H147V83H148V85L147 86H145L144 85V81L143 82H141L140 83V85L142 84V86H141V88L139 87V89H138V91H141L142 89H143V91L145 92L151 85V87L148 89V90H151L152 92H153V90H154V92L152 93V92H150L149 93V91H146L145 93H147L146 94V96L148 97V98H146V96L144 95L145 93L144 92H142V93H144V94H142L141 92H140V96L141 97H143V99L144 98H146V99H148V100H146L145 99V101H144V103L146 102L147 104H148V106H147V104H144L143 102H141L140 103V101H139V99H140V96L138 95L139 94V92H138V96H139V98L137 97V95H136V97H137V101L135 102H133L132 104H134L133 106H132V104L128 107V110H125L124 112H123V118H124V116H125V118L123 119V122H124V126H126V125H128V123H129V127L131 128V126H132V128H135L134 130L135 131H138V133L140 132V130L142 129L141 127H142V125H143V129L145 128H149L151 125V128H150V132H151V129H152V131L153 132H156V131H160L161 129H163V127H161V126H163V124L164 125H166L165 127L166 128H168L169 129V126H170V128H171V130L169 129H166V133L168 132L169 133V131L170 132H172L171 134H169V135H166V133H165V135H166V137H165V139H164V141L169 137H172L171 135L173 134H179V132L181 131V128H182V126L183 125H181V123H182V120L180 121V120H178L177 121V119H178V117H180L181 116V119H183V124H184V120H186V117H187V115H188V112L191 110V108H189L190 106V103H186L187 105H184V106H182L181 107V105L182 104H180L181 103V101L179 100V101H177L178 99H175V98H179L180 99V96L179 95H172V94H169V93H171L170 91H172V88H175V86H176V84L179 82H175V85H172V84H174V83H170V82H167L166 81V83L167 84H169V86H167L168 87V91H167V89L165 88V90L164 89H162L161 87V90L160 89H158L159 87L157 86V85H159L160 86V84H159V82L158 81H156V80H158L159 79V75H154ZM211 74V75H210ZM253 74V75H252ZM259 75L260 76V79L261 80H259V77H257V75ZM261 74L263 75L262 77H261ZM105 75H107V77H108V75H109V77L107 78V79H105L106 77H104ZM134 76H136L135 74H133ZM186 76L185 77V75H184V77L186 78V79H188V77H191V76ZM208 75V76H207ZM239 75V76H238ZM240 75H242V76H244V78L242 79V76H240ZM28 75H25V77H27ZM134 76H131V80H129L128 82H127V84L128 85H130V84H133V83H136L137 82V79H138V77H135V78H132V77H134ZM155 76H159L158 78L157 77H155ZM183 76V75H182ZM211 76V77H210ZM226 76V77H225ZM103 77V78H102ZM153 77V78H152ZM184 77H182L180 80H183V78ZM206 77V78H205ZM208 77V78H207ZM211 79H210V78ZM213 77V78H212ZM231 77H233L232 79H234V81L231 79ZM241 77V78H240ZM255 77L259 80V82H258V80H257V83H259V84H257L256 85V79H255ZM22 77H20V80H22V82L23 81H25V80H27V79H25L24 77L21 79ZM28 78V77H27ZM148 78V79H147ZM152 78V79H151ZM155 78V80L153 81V83L151 82V80H153ZM157 78V79H156ZM205 78V79H204ZM226 78H227V80H232V82L233 83H231L230 82V84H231V86L229 87V88H227V85L229 84V81H227L226 80ZM105 79V80H104ZM150 79V80H149ZM186 79H184L183 80V82L186 80ZM210 79V80H209ZM237 79H238V84H235L234 85V83L236 82L237 83ZM247 79H248V83H247ZM255 79V80H254ZM115 80V79H114ZM150 82H149V81ZM202 80V81H201ZM207 80V81H206ZM242 80H245V83L242 81ZM136 81V82H135ZM145 81V82H146ZM198 81V80H197ZM205 81V82H204ZM224 81H225V84H226V82H227V85L225 86V84H224ZM252 81V82H251ZM255 81V82H254ZM25 82H27V83H25ZM24 82V84L26 85V87L28 88V90H32V91H30L31 93L33 92L34 93V91L36 92V91H38L39 89H37V88H39L38 86H40L39 84V80L38 81H35V82H29L28 80L27 81H25ZM131 82V83H130ZM133 82V83H132ZM154 82H157L156 83V85H155V83ZM181 83H182V81H180ZM260 82H261V88H260ZM31 83V84H30ZM35 83V84H34ZM44 87H45V89L47 90V89H51V90H54L55 88H59L61 91H62V86L60 85V84H56V81H55V79H54V77H50V75L49 76H46L45 77V80H44ZM93 83H96V82H94L93 81ZM146 83V84H147ZM149 83H152V84H149ZM241 83H243L242 85H244L243 87H248V88H244V89H246V92H244V89H243V87H242V85H241ZM250 83V84H249ZM255 83V84H254ZM98 84V83H97ZM96 84V85H97ZM166 84V85H167ZM179 84V83H178ZM209 84V85H208ZM229 84V85H230ZM36 85V86H35ZM107 85V87L104 89V86H106ZM150 85V86H149ZM154 85L156 86V87H154ZM224 85V86H223ZM235 87H234V86ZM238 85V86H237ZM240 85H241V88L243 89V92H242V89L240 90L239 89V87H240ZM248 85V86H247ZM254 85V86H253ZM32 86V87H31ZM172 86V87H171ZM174 86V87H173ZM221 86H223V87H221ZM232 86H233V88H232ZM236 86H237V88L239 89V91H234V90H237V88H236ZM250 86V87H249ZM37 87V88H36ZM126 87V86H125ZM143 87V88H142ZM148 87V88H147ZM153 87H154V89H153ZM158 87V88H157ZM195 87L196 86H194L193 87V91L195 92V100L196 101H201L202 99L200 98L199 100H197L196 98L198 97V96H201L202 95V93H200V90L199 89H195ZM220 87H221V91H220ZM253 87H254V89H253ZM257 87V90L255 89ZM32 88V89H31ZM35 88V89H34ZM127 88H128V86H127ZM126 88V89H127ZM129 88H130V86H129ZM155 88L156 89H158L159 90V93L156 95V90H155ZM206 87H204V93H205V90H207L208 88H206ZM121 88H117V90H118V92H119V90H120ZM146 89V90H145ZM153 89V90H152ZM169 89H171L170 91H169ZM216 89V88H215ZM234 89V90H233ZM247 89L249 90V92L247 91ZM260 89V90H259ZM124 89H122V91H123ZM157 90V91H158ZM197 90L199 91V93L197 92ZM253 90V91H252ZM260 92H259V91ZM262 90H263V92H262ZM101 93H100V92ZM163 93H162V92ZM166 91V92H165ZM213 91H215V90H213ZM220 91V93H218ZM240 91H241V93H240ZM250 91L252 92V94L250 93ZM255 91H257V94H256V92ZM123 92H125V91H123ZM136 92V93H137ZM162 93V95L164 94V93H167V94H164L163 96L165 97V98H163V96L161 97L160 96V94ZM201 92H203V90L201 91ZM223 92V91H222ZM259 92V93H258ZM262 92V93H261ZM198 93V94H197ZM218 93V94H217ZM223 93H225V92H223ZM248 95V96H246L245 97V95L246 94ZM119 94V93H118ZM144 95V96H142V95ZM149 94H150V96H151V94L153 95L154 94V96L155 97H157V96H159V98H154L153 99V97L154 96H152L150 99H149ZM168 94L169 95H171V96H173V100L172 99H168V98H170V96H168ZM196 94L198 95V96H196ZM201 94V95H200ZM255 94V95H254ZM91 95L89 94L88 96H87V98L86 99H84L82 102L84 103L85 101L87 102V100H91L92 98H91ZM166 95H167V100H170V102H171V105H167L168 104V102L166 101ZM217 95V96H216ZM218 95H220L219 97H218ZM245 97V100H247V101H245L244 100V97ZM250 95H252V96H250ZM179 96V97H178ZM193 96H194V93H193ZM204 95H202L201 97H203ZM216 96V97H215ZM241 96V97H240ZM250 96V97H249ZM218 97V98H217ZM247 97H249V99H247ZM255 97V98H254ZM1 98V97H0ZM88 98H90V99H88ZM165 99V100H163V99ZM199 98V97H198ZM251 98H252V100H251ZM33 99H36V98H32V100ZM157 99H159V100H157ZM242 99V100H241ZM254 99V100H253ZM0 100H2V101H0V103L2 102H4V100L3 99H0ZM164 101V104H161V102H163ZM220 99H218V101H219ZM239 100H241V101H239ZM252 102H251V101ZM35 102H36V100H34ZM33 101V102H34ZM141 101H142V99H141ZM151 101V103H149ZM154 101V103H157V101H158V103H160L161 105H159L158 103H157V105H159L160 107H161V109H160V107H158L156 104H154V103H152ZM156 101V102H155ZM160 101V102H159ZM165 101H166V103H165ZM232 101V102H231ZM247 102L246 104H245V102ZM258 101V102H257ZM262 103H261V102ZM26 102V101H25ZM84 103V105H82L81 104V107H86V104H92V102L90 101H88V103ZM137 102H138V104L140 103V104H144V106L143 105H138L137 104ZM170 102H169V104H170ZM176 102H180V103H177L176 104ZM213 102V103H212ZM240 102H244V104H242V106H239V105H241V103ZM249 102V103H248ZM250 102H251V104H250ZM5 103H8V102H5ZM5 103H3V104H5ZM183 103V102H182ZM230 103H231V105H230ZM236 103V104H235ZM238 103H239V105H238ZM3 104H1L0 105V108H2V110H5V109H7L8 107V111H5V112H7V113H13L14 112V114H12V115H14V118H15V116H16V124L18 125H23V124H26V120H25V118L28 120V116H26V114H27V112H19V111H17V110H20V109H16L17 107L15 106V105H13V104H5L3 107H2V105ZM136 104H137V106H136ZM151 104H153V105H151ZM167 106H166V105ZM174 104V105H173ZM176 104V105H175ZM180 104V105H179ZM255 104H256V106H255ZM8 105V106H7ZM102 105V104H101ZM157 106V108H159V109H155L156 111H154L152 108H156V106ZM162 105L164 106V108L162 107ZM179 105V106H178ZM213 105V106H212ZM227 106V108H226V110H225V107ZM229 105V106H228ZM247 105H252V106H250V108L247 106ZM263 105V106H262ZM7 106V108H4V107H6ZM12 108H11V107ZM103 106V105H102ZM134 106H136L134 109H130L131 107L133 108ZM141 106H142V108H141ZM150 106V107H149ZM171 106V107H170ZM191 106H192V103H191ZM16 107V108H15ZM138 107H140L141 108V111L143 110V112H141V111H139L140 110V108H138ZM145 107V108H144ZM148 107V108H147ZM152 107V108H151ZM168 107V108H167ZM175 107V108H174ZM176 107L178 108V107H180L181 108V112L183 113L184 112V114H182L181 113V115H179L180 114V108L178 109V116H177V118L176 119H170L169 118V116H170V114L172 113V110H173V112L175 111V109H176ZM187 107V108H186ZM243 109H242V108ZM247 107H248V109H247ZM254 107V108H253ZM13 108H15V110L17 111H13V112H11L12 110L11 109H13ZM100 108L102 109L103 107H101L100 106ZM148 109V111L150 110V112L152 113H156L157 114V110L159 111L158 113H160V115L159 114H155V117L154 116H152V115H154L153 113L152 114H150L148 111H147V109ZM150 108V109H149ZM162 108H163V110H162ZM170 108V109H169ZM173 108V109H172ZM238 110H237V109ZM253 108V109H252ZM256 108V109H255ZM11 111H10V110ZM130 109V110H129ZM139 109V110H138ZM145 109V110H144ZM166 109V110H165ZM187 111H186V110ZM188 109H189V111H188ZM224 109V110H223ZM229 109V110H228ZM235 109H236V111H235ZM250 109H251V111L252 112H254V114L250 111ZM131 110H133L134 112H136V113H133V111H132V113H130L129 111H131ZM169 110H170V112H169ZM187 112V114L185 113V111ZM222 110V111H221ZM230 110H232V112L230 111ZM259 110V111H258ZM80 111H82V110H80ZM137 111H139V112H137ZM161 111V112H160ZM227 111V112H226ZM228 111H229V113H231L230 115H229V113H228ZM245 111H247V112H245ZM17 113V115H16V113ZM127 112H128V114H127ZM145 112V113H144ZM167 113V114H165V115H163L164 113ZM169 112V113H168ZM236 112V113H235ZM244 112V113H243ZM140 114V116H139V114ZM141 113H144V114H146L147 115V113H148V116H145L144 114H142L141 115ZM162 113V114H161ZM238 113V114H237ZM248 113V114H247ZM10 114V115H11ZM125 114V115H124ZM133 116V118L134 119H131L132 118V116ZM149 114L153 117V118H155V119H157L156 121H154L153 120V118H151V116L149 117ZM221 114V115H220ZM228 116H227V115ZM236 114V117L234 116ZM246 114V115H245ZM126 115H128L127 117H126ZM134 115L136 116V117H134ZM139 117H141V118H138V116ZM165 116V117H163V116ZM168 115V116H167ZM184 115H186V117H184ZM225 115H226V117H225ZM254 115V116H253ZM131 118H130V117ZM167 116V117H166ZM183 116V117H182ZM206 116V115H205ZM204 116V117H205ZM231 116V117H230ZM241 116V117H240ZM146 117V119L147 118H150L149 120L150 121H148V120H146V119H144V118ZM161 117H163V118H161ZM222 117H223V119H222ZM243 117V118H242ZM129 118V119H128ZM135 118H136V120H135ZM167 119L166 121L164 120V122H163V124L161 123V119ZM228 118V119H227ZM239 118V119H238ZM12 119L13 118H10L8 121H12ZM129 121H128V120ZM137 119H138V121H137ZM143 120V121H141V120ZM153 120V122H152V120ZM180 119V118H179ZM223 120V122H222V120ZM125 120V121H124ZM133 120V122H131ZM145 120H146V123L144 124V122H145ZM18 121H19V123H18ZM136 121L137 122H143L142 123V125L140 126L139 125V123H136ZM163 121V120H162ZM173 121H175V122H178L177 124H178V126H179V124L181 125V127H180V129H178L179 127L176 125V123L175 122H173ZM221 121V122H220ZM228 121V122H227ZM10 122H8L7 124H9ZM134 122L136 123V124H134ZM148 122H149V124H148ZM152 122V123H151ZM155 122H158V123H155ZM165 122H166V124H165ZM167 122H171L172 124H170L169 125V123H167ZM226 122V123H225ZM127 123V124H126ZM160 123H161V126H160ZM219 123H221V125L218 124ZM138 124V126L136 127H133V125H137ZM147 124V126H149V127H147V126H144V125H146ZM155 124V125H154ZM168 124V125H167ZM131 125V126H130ZM173 125V126H172ZM215 126V127H213V126ZM139 126H140V130H138L139 129ZM206 128V130L208 131V136L206 135L207 133L205 132V134H204V131L203 130H205V128ZM217 126H219V127H221V128H219V127H217ZM230 126V127H229ZM13 127H14V129H16V127L15 126H12V128H10V127H7V128H9L11 131H13L12 133H13V135L15 134V132L17 131V129H16V131L15 130H13ZM174 127H178L177 128V130H178V133L175 131V128ZM201 127H203L204 129L202 130V128ZM211 127H213L212 129H214V128H216V132H215V134L213 133L214 132V130H210V133H209V129L211 128ZM126 128H127V126H126ZM130 128H127L128 130L130 129ZM219 128V129H218ZM223 128V129H222ZM236 128V129H235ZM7 130V131H10V130ZM143 129L141 130L142 132H144L143 131ZM220 129H222V133H220L221 132V130ZM225 129V130H224ZM155 130V131H154ZM225 132H224V131ZM228 132H227V131ZM233 130V131H232ZM134 131V132H135ZM158 131V132H159ZM198 131H199V133H198ZM203 132V135H202V132ZM219 131V132H218ZM230 131V132H229ZM232 131V132H231ZM238 131V132H237ZM247 131V132H246ZM157 132V133H158ZM173 132H175V133H173ZM201 132V133H200ZM211 132L213 133V134H211ZM224 132V133H223ZM141 133V132H140ZM167 133V134H168ZM195 133V134H194ZM229 133V134H228ZM246 133V134H245ZM135 134V133H134ZM145 134V133H144ZM196 134H200V135H202L204 138H211V136L212 135H214V136H212V139H210L209 140V138L208 139H206V140H204V142L206 143H202V141H203V139H201L200 137V135H196ZM210 134H211V136H210ZM218 134V135H217ZM235 134V135H234ZM188 135H190V140H189V136ZM195 136L194 138H193V136ZM224 135V136H223ZM230 135H232V137L233 138H231V136ZM245 135V136H244ZM140 136H143V133H141V135ZM187 136V137H186ZM229 136V137H228ZM139 137V136H138ZM217 137V138H216ZM218 137H219V139L221 138V139H223V141H220L219 139H218ZM230 138V140L229 139H227V138ZM193 138V139H192ZM200 138V140H198V139ZM214 139V140H213ZM216 139V140H215ZM226 139H227V142H224V141H226ZM233 139V140H232ZM189 140V141H188ZM193 140V141H192ZM209 140V141H208ZM217 140H219L218 142H217ZM236 140V141H235ZM192 143H191V142ZM197 141V142H196ZM198 141H199V143H198ZM231 141V142H230ZM233 141V142H232ZM238 141V142H237ZM240 141H241V145H240ZM198 143V144H195V143ZM208 142H210V144L208 143ZM202 143V145L203 146H205L204 148H203V146L202 145H200ZM208 143V144H207ZM214 143H217L218 145H219V147H218V145H215ZM220 143V144H219ZM221 143H223V144H225L223 147H222V145H221ZM229 145V148H226L228 145ZM194 146H193V145ZM183 145H185V149L187 148V149H189V150H187V151H190V153L193 155L194 153H198L197 155L198 156H196L195 154H194V158H193V156L190 154V153H188L185 149H184V147L182 148L181 146H183ZM191 145H192V147H193V151H195L196 149L195 148H197V145H198V147H199V145H200V147H199V149L197 148V151H195V152H193V151H191L190 149H192V147H191ZM206 145H208L207 147H206ZM210 145H211V147L213 148L214 147V145H215V148L219 151L218 153H217V150H216V152H213L212 153V151H213V149H214V151H215V148H211L210 147ZM239 145V146H238ZM11 146H13V144H11ZM196 146V147H195ZM220 146L222 147V148H226V152H225V150L224 149H222V151L220 150L221 148H220ZM181 147V148H180ZM179 148V150L181 149V152L179 151V150H177ZM201 148H203V150L201 149ZM220 148V149H219ZM200 149H201V152H200ZM208 149H209V152L211 153H209L208 154ZM211 149V150H210ZM164 150V151H163ZM176 153H175V152ZM182 151H183V153H182ZM185 151H186V153H188V156H184L183 154H186L185 153ZM205 151L207 152V153H205ZM224 151V153L222 154V152ZM231 151V152H230ZM142 152V153H143ZM159 154H158V153ZM175 154H177L178 153V155H180V156H178V155H174V153ZM203 152H204V157H203ZM217 153V154H216ZM220 153V154H219ZM226 153V154H225ZM147 154V155H146ZM168 154V155H167ZM174 156H173V155ZM199 154H200V156H199ZM214 154V155H213ZM218 156V158L219 157H221L222 155H223V158L221 157V159L222 160H228L227 162H225V163H223V161L220 159L219 161H222V162H220V164L218 165V166H215V167H213L214 169H212V172H211V169H209L210 171H209V173H208V175L209 176H205L203 173L204 172H206L207 170H204L205 168H206V165L209 163V162H211V161H213L212 159H215V157H216V155ZM219 154V155H218ZM159 155H162L161 157L159 156ZM164 155H166V156H164ZM181 155H183V156H181ZM201 155H202V157H201ZM205 155L207 156V155H209L210 156V158H212V159H210L211 161H208V159H209V156L208 157H206L205 158ZM148 156V157H147ZM155 156H156V158L157 157H159V159L157 160L156 158H155ZM170 156H168V157H170ZM227 156V157H226ZM166 157V158H165ZM173 157H174V159H173ZM176 157V158H175ZM178 157H181L180 159L178 158ZM187 158L188 159V157H190L189 159H190V163H189V160H188V162L186 161V163L187 164H189V168L191 169V171H192V173L194 174V176L193 175H191L192 177H196L195 179H197V176H198V180L200 179V177H205V178H203V182H204V185L203 186H201V187H205V186H207V187H205V190L203 189V188H200L199 187V189H197V188H195L194 186H192V187H190V189L189 188H187L186 186H187V184H189L187 181H186V179L185 178H183V177H180V174H182V173H184L186 170L184 169V168H180L181 167V165H179L180 163H182L183 161H180L181 159H183L184 160V158ZM197 157H200L201 158V160H200V158H197ZM224 157H225V159H224ZM229 157V158H228ZM161 158V159H160ZM163 158H165V159H163ZM186 158H185V160H186ZM203 158V159H202ZM204 158H205V160H204ZM227 158V159H226ZM179 159V160H178ZM193 159L196 161H193ZM198 159H199V161L200 162H204L202 165H204V164H206L204 167L203 166H199V167H202V168H198V167H195V163H196V165L198 166V164H200V162L198 161ZM147 160V159H146ZM155 160V161H154ZM156 160H157V162H156ZM177 160V161H176ZM184 160V161H185ZM158 161H159V165L157 164L158 163ZM161 161H165L164 163L166 164H164V163H161ZM173 163H175V164H172V162ZM174 161H176V162H174ZM151 162V163H152ZM154 162H156V164L154 165ZM167 162H170L169 163V165H167ZM192 162V163H191ZM145 163H148V162H145ZM144 163V165L147 167L149 164H145ZM150 163V165H152ZM222 163V164H221ZM164 164V165H163ZM191 164V165H190ZM192 164H194V165H192ZM225 165V167H224V165ZM149 165V166H150ZM162 165V166H161ZM176 165H177V167H176ZM184 165H186L185 164V162H184ZM220 165H222V166H220ZM152 166V167H153ZM178 166H180L179 168H178ZM194 166V167H193ZM219 166H220V168L221 169H219ZM263 166V167H262ZM163 167V168H162ZM164 167H165V169H164ZM186 167H188V165H186ZM1 166H0V170H1ZM217 168H218V170H217ZM263 168V169H262ZM4 171L3 172H5L4 174H3V172H2V170L0 171L1 173H2V175H3V177H2V175H0V178H1V180H0V182L1 181H4L5 179L4 178H8V177H6V176H8V175H5V174H8L9 173V171L8 170H6V168H2ZM207 169V168H206ZM259 169H260V171H259ZM6 170V171H5ZM160 170V171H159ZM175 170V171H174ZM180 170H182L181 172L182 173H180ZM185 170V171H184ZM195 170V171H194ZM197 170V171H196ZM201 170V171H200ZM203 170V171H202ZM219 173H218V172ZM215 174H214V173ZM216 172H217V174H216ZM257 172V173H256ZM177 173H179V175L177 174ZM196 173L198 174V175H196ZM200 173V174H199ZM201 173H202V175H201ZM212 173H213V176H215V175H217V177L215 176V178L213 177V176H211L212 175ZM254 173H256V174H254ZM260 173V174H259ZM175 174V175H174ZM252 174V175H251ZM254 174V175H253ZM5 175V176H4ZM176 175H177V177H176ZM199 175H201V176H199ZM219 175V176H218ZM210 176L212 177V178H210ZM253 176V177H252ZM175 177V178H174ZM207 177L208 178H210V180H212V183H213V185H211L212 183H211V181L209 180V179H207ZM240 177V178H239ZM179 178H180V180H179ZM239 178V179H238ZM243 178V179H242ZM251 178V179H250ZM151 179V178H150ZM149 179V180H150ZM175 179V180H174ZM188 179H190V177H188ZM206 179V180H205ZM213 179H215V183L213 182ZM247 179V180H246ZM251 181H250V180ZM260 179V180H259ZM205 180V181H204ZM217 180V181H216ZM253 180H255V181H253ZM263 180V181H262ZM246 181V182H245ZM250 181V182H249ZM257 181V182H256ZM262 181V182H261ZM177 182H178V184H177ZM181 182H183V185L181 184ZM208 182V185H209V183H210V186L212 187V189L211 190H209L211 187L210 186H208V185H206V183ZM249 182V183H248ZM255 182V183H254ZM259 182V183H258ZM185 183V184H184ZM243 183V184H242ZM253 183H254V186H253ZM262 183V184H261ZM180 184L182 185V187H181V191L183 192H179L180 191V188H179V186H180ZM195 184H197V183H195ZM215 184V185H214ZM261 184V185H260ZM177 185V186H176ZM249 186L248 188H247V186ZM214 186V187H213ZM256 186V187H255ZM259 186V188H260V190H259V188H257ZM166 187V188H165ZM210 187V188H209ZM252 187H255V188H252ZM174 188H176V189H174ZM184 188V189H183ZM195 188V189H194ZM252 188V189H251ZM227 189V190H226ZM246 189V190H245ZM253 189H256V190H254V191H252ZM166 190H167V192H166ZM168 190H169V194H168V196L166 195L167 193H168ZM194 190V191H193ZM197 190V191H196ZM249 190V191H248ZM174 193H173V192ZM193 191V192H192ZM196 191V192H195ZM203 191V192H202ZM226 191H228V193L226 192ZM243 191H244V193H243ZM252 191V192H251ZM256 191H257V195H256ZM156 192V191H155ZM173 193V194H171V193ZM187 192H189L190 193V196H189V193H187ZM198 192H199V194H198ZM202 192V193H201ZM249 193V195L251 196L252 194H253V192L255 193L254 194V197H253V195H252V197L250 198V196H247L248 195V193ZM163 193V194H162ZM179 193V194H178ZM195 193V194H194ZM199 195V196H197V200H198V198H200L199 200H198V202L196 201V199H195V197H196V195L197 194ZM227 193V194H226ZM243 193V194H242ZM144 194H145V197H144ZM157 196H155V195ZM166 195V196H162V195ZM179 195V196H177V195ZM181 194V195H180ZM193 194V196H191ZM201 194V195H200ZM232 194V195H231ZM247 194V195H246ZM260 194V195H259ZM263 194V195H262ZM147 195V196H146ZM155 196L153 199L154 200H152V197L153 196ZM161 195V196H160ZM205 195V196H204ZM136 196V197H137ZM158 196H160V197H158ZM170 196V197H169ZM175 196V197H174ZM177 196V197H176ZM185 196V197H184ZM187 196V197H186ZM202 196H204V198L203 199H201V197ZM237 196V197H236ZM242 196H244V197H242ZM247 196V197H246ZM256 196H258V197H256ZM260 196V197H259ZM261 196H263V197H261ZM135 197V198H136ZM148 197V198H147ZM162 197H164L165 199H163ZM174 197V199H175V204L173 203V199L172 198ZM191 197H193V199L191 198ZM240 197H241V199H243V201L240 199ZM246 197V198H245ZM256 197V198H255ZM149 198L151 199V201L149 200ZM158 198H161V199H163V202H160L161 200L159 199V201H158V203H157V200H158ZM184 198V200H182V201H180L181 199H183ZM192 199V200H190L189 201V199ZM235 198H236V200H235ZM259 198H261V199H259ZM155 199H157V200H155ZM195 199V200H194ZM227 199L228 200H230V201H227ZM248 199V200H249ZM251 199V200H252ZM256 199H259L260 200V202H256ZM148 200V201H147ZM170 200V201H169ZM186 200H187V202L189 201L190 203V206H189V204H186ZM201 200V201H200ZM210 200V204L211 205H215V207H219V206H221V207H223L222 209H223V211H221L220 209H221V207H219L220 209H217V208H213L212 210L214 211H210L211 213H216V211H215V209H217V211L218 210H220V213L222 212V215H219L220 217H221V219H220V217H216V220H215V216L213 217L212 216V214L210 213V214H207V216H206V218L204 217L203 218V223H201L202 225L201 226H203L202 228L205 230V234L207 233V235H205V234H203L202 233V229L200 228V227H198V225L200 224V221H201V219H200V216L199 215H201V210L202 209H204V211L208 208H206V205H208L209 204V201ZM241 200V201H240ZM250 200V201H251ZM143 201L141 200V204L140 205H144V203H143ZM154 201V202H153ZM166 201V203H164ZM191 201L193 202V203H191ZM196 201V203L195 204H197V206H196V208H194V202ZM213 201V202H212ZM240 201V202H239ZM137 202V203H138ZM149 202H151L150 204H149ZM169 202V203H168ZM171 202L173 203L172 204V206H171V208H170V204H171ZM179 202H181V206H179V208H175L177 205H179ZM231 202H233V203H231ZM239 202V203H238ZM247 200H246V204H247ZM252 202V201H251ZM251 202H249L248 204L250 205V203ZM143 203V204H142ZM159 203H161V206H160V204ZM237 203V204H236ZM240 203H241V205H240ZM252 203V204H253ZM164 204V205H163ZM186 204V206H185V208H183V205H185ZM208 205L209 207L211 206V205ZM239 204V205H238ZM247 204V205H248ZM262 204V203H261ZM159 205V206H158ZM162 205H163V207L165 208V205H166V208H165V210L164 209H161V207H162ZM175 207H174V206ZM219 205V206H218ZM249 205H248V207H249ZM153 206H154V208H153ZM156 206H158L159 208H156ZM192 206V208H190ZM203 206H205L204 208H202ZM237 206L239 207V208H237ZM243 206V207H242ZM261 206V209L263 210V208H264V203L262 204V205H260ZM262 206H263V208H262ZM180 207H181V209H180ZM247 207V206H246ZM152 208H153V210H152ZM170 209V211H169V209ZM206 208V209H205ZM235 208V209H234ZM245 208V209H244ZM160 209H161V211H160ZM167 209H168V211H167ZM234 209V210H233ZM238 209H241V211L240 210H238ZM155 210H157V213H156V211ZM159 210V211H158ZM162 210H164L163 211V213H166L167 214V212H168V214L167 215H165V214H162ZM172 210L174 211V213L172 212ZM179 212H178V211ZM227 210H229V211H227ZM180 211H181V213L183 214V215H181V213H180ZM242 211H244V212H246V213H243ZM170 212V213H169ZM172 212V213H171ZM175 212H177V213H180V214H177V213H175ZM184 212H185V215H184ZM187 212V213H186ZM225 212V213H224ZM236 212H238L237 214H236ZM263 212H264V210H263ZM135 213V212H134ZM133 213V214H134ZM153 215L152 217H150L151 216V214ZM159 213V214H158ZM219 213V214H220ZM240 213V214H239ZM132 214V215H133ZM160 215V216H157V215ZM161 214H162V217H161ZM169 214H170V216H171V214H172V216L171 217H173L174 216V219L172 220V218H170V217H167V216H169ZM217 214V213H216ZM230 214V215H229ZM236 214V215H235ZM241 214H243V215H241ZM245 214H248V216L246 215V218L247 217H249V215H250V217L248 218V219H246L244 216H245ZM176 215H178V216H176ZM212 216V218H214V219H211V216ZM223 215H224V217H223ZM254 215H255V213H254ZM254 215L252 216L253 218H255L256 217V215H255V217H254ZM165 216V217H164ZM176 216V217H175ZM180 216V217H179ZM183 216V217H182ZM185 216V217H184ZM225 216L227 217V216H229V217H227L226 219H225ZM234 216H235V218H234ZM239 218H238V217ZM242 216V217H241ZM155 218L154 220H151L150 221V224H147L146 225V221H149L150 220V218L152 219V218ZM161 217V218H160ZM179 217V218H178ZM182 217V219H180ZM149 218V219H148ZM165 218V219H164ZM198 218H199V220H198ZM224 218V219H223ZM229 218V219H228ZM252 218V219H253ZM257 218V217H256ZM167 219L169 220V221H167ZM209 219V220H208ZM227 219H228V221H227ZM237 219V220H236ZM112 220V219H111ZM161 220H162V222H161ZM163 220L165 221L166 220V222H164V224H163ZM172 220V221H171ZM207 220V221H206ZM212 222H211V221ZM218 220V221H217ZM243 222H242V221ZM250 220V221H249ZM206 221V222H205ZM213 221H215V222H213ZM221 221V222H220ZM223 221V222H222ZM225 221H227L226 223H225ZM238 221V222H237ZM130 222V221H129ZM169 222V223H168ZM209 222V223H208ZM236 222V223H235ZM240 222H241V224H242V226L244 227V229H245V231H243V233H242V235L243 234H247L246 232H249V236H247V235H245V236H247L246 238H248L247 239V242L248 243H251L250 244V246H249V244H248V246H244L243 248L240 246V238H241V235L240 236H237V237H239V238H236V240L237 241H235V240H233V238H230V237H228L229 235H232V234H228V233H230V230H232V228L229 230V232H225L226 231V228L224 229V225H229L228 227H231L233 224H236L237 225V223H238V225H240L241 226V224H240ZM246 222V223H245ZM251 222V223H250ZM128 223V222H127ZM152 223V224H151ZM153 223H154V225H153ZM156 223V224H155ZM166 223H168V224H166ZM211 223V224H210ZM221 223H224L222 226H223V229H222V231L224 230V232H222L221 231V228L222 227H219V231H218V226H220V224ZM129 224V223H128ZM128 224H126V225H124V226H126V228L124 229L123 227V229L121 228L120 230L122 231V233H124L123 235H124V237H125V235L126 234H130L132 231H134V229L132 228L133 227V225H132V223H130V226L128 225ZM165 224L167 225V226H165ZM217 224V225H216ZM245 224V225H244ZM249 224V225H248ZM250 224H251V226H250ZM131 225H132V227H131ZM208 225H209V227H208ZM212 225H213V228H212ZM150 226V227H149ZM153 226V227H152ZM205 226V227H204ZM217 226V227H216ZM248 226V227H247ZM146 227H148V228H146ZM215 227V228H214ZM236 227V226H235ZM131 228H132V230H131ZM211 228H212V230H211ZM250 228H252V229H250ZM128 229V230H127ZM214 229V230H213ZM216 229V230H215ZM163 230V231H162ZM126 231V232H125ZM129 231V232H128ZM208 231H210V232H208ZM232 231H234V230H232ZM231 231V232H232ZM103 232H107V235H106V238H105V240H104V242H103V244L102 245H105L106 247H107V251H106V254L108 255V253L113 249V248H115L113 245H111V244H114V241L115 240H117V239H110V237L111 236H114L115 234L117 235V233H118V229H117V227H104V228H102L101 229V231L98 233V234H101V233H103ZM204 232V231H203ZM218 232V233H217ZM219 232H220V234H219ZM211 234H213V235H211ZM221 235V236H219V238H218V236H215V235ZM226 234L228 235V236H226ZM205 235V236H204ZM224 235L226 236L225 238H224ZM251 235V236H250ZM217 237V238H216ZM224 238L223 240H222V238ZM249 237H251V238H249ZM94 237L92 236V237H90V236H88V235H86V234H81L80 235V244H78V245H81V247H78V246H76L75 247V249L73 250V251H71L70 253H69V257L70 258H72L73 260H77V259H80L81 260V258H83L84 256H86L87 254H89L91 251H93V250H99L100 248H101V246L100 245H98V244H95V243H93V241H92V239H93ZM135 238H136V236H132V235H130V236H127L126 237V240L125 241H134L135 240ZM229 240L228 242H227V240ZM249 239H251L252 240V242H249L248 240ZM250 240V241H251ZM232 241V242H231ZM234 241H235V243H234ZM223 242H224V244H223ZM220 243H222V244H220ZM230 243V244H229ZM231 243H232V246L231 247H229L230 245H231ZM178 244V242L177 243H175L174 245H177ZM220 244V245H219ZM239 245V246H237V245ZM219 245V246H218ZM222 245V246H221ZM234 245V246H233ZM246 245H247V243H246ZM203 246V245H202ZM200 247V248H196V247H192L190 244H188V245H185L184 246V255H187L188 257H190V259L191 260H193V262L194 261H197L199 258H197L196 256H197V254H199L198 256L200 257V256H202V257H200L201 259H203V255H205V254H207V255H205L206 257L208 256V259H212V258H214V255L216 256L217 254L215 253L214 255H213V257H212V255L210 254V252L208 253L207 251L208 250H210L209 248H205V246H203V247ZM263 246V247H262ZM222 247H223V249L226 251H224L223 249H222ZM225 247H228V248H225ZM236 248V250H239L240 248V250L238 251V253L240 254V253H242L243 252V254H237V252L235 251V248ZM163 248V249H164ZM204 248V249H203ZM237 248H239V249H237ZM248 248V249H247ZM263 248V249H262ZM207 249V250H206ZM227 249V250H226ZM232 249V250H231ZM246 251H245V250ZM258 249V250H257ZM202 250H206V252L204 251V254H203V252H202ZM215 250V251H214ZM228 250L230 251V252H228ZM197 251H200V253L199 252H197ZM217 251H219L220 253H218ZM250 251H252V253L250 252ZM260 251V252H259ZM201 252H202V254H201ZM247 252H249L248 253V255H245ZM255 252V253H254ZM258 252H259V254H258ZM196 253V254H195ZM245 253V254H244ZM201 254V255H200ZM209 254V255H208ZM249 254H251V255H249ZM239 255V256H238ZM237 258V259H235V257ZM242 256H244V257H242ZM245 256H248V257H245ZM253 256V257H252ZM206 257H204V259L206 258ZM240 257V258H239ZM258 257V258H257ZM107 258V257H106ZM105 258V259H106ZM242 258V259H241ZM246 260H245V259ZM250 258H252V259H250ZM196 259V260H195ZM241 259V260H240ZM248 259V260H247ZM255 259H256V261H255ZM259 259V261H257ZM113 260H115V258L113 257ZM238 260V261H237ZM245 260V261H244ZM182 261V260H181ZM184 261V260H183ZM182 261V262H183ZM240 261V262H239ZM248 261V262H247ZM250 261V262H249ZM181 262V263H182ZM245 262V263H244ZM254 262V263H253ZM180 263V262H179ZM187 263H189V262H187ZM105 264H117V263H114V262H110V261H107Z\"/></svg>",
    "mask_w": 264,
    "mask_h": 264
}]
</instances>
